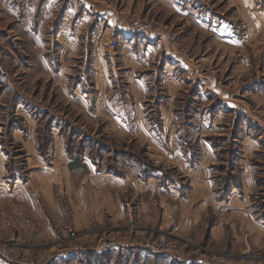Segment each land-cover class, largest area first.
Masks as SVG:
<instances>
[{"label": "rangeland", "instance_id": "obj_1", "mask_svg": "<svg viewBox=\"0 0 264 264\" xmlns=\"http://www.w3.org/2000/svg\"><path fill=\"white\" fill-rule=\"evenodd\" d=\"M197 7L238 30L229 39L222 30L194 29L186 12ZM241 7L232 0H0L5 176L24 185L26 168L42 160V173L29 179L44 190L38 199L59 238L27 235L14 218L19 208L0 204V218L12 213L10 229L0 228V254L10 253L1 261L55 264L62 249L108 239L124 240L130 253L107 264H152L131 258L139 248L176 262L264 264V29L254 33ZM183 53L203 54V66L194 56L185 66ZM174 80H185L184 89L173 93ZM15 127L23 145L12 137ZM141 171L152 181H138ZM109 176L125 181L108 190L126 218L73 231L69 202L80 201L73 190H94L90 202ZM170 182L184 199L168 197ZM130 190L160 193L139 200ZM139 202L151 205L137 216ZM185 219L192 228L180 233L175 226ZM159 238L172 253H151Z\"/></svg>", "mask_w": 264, "mask_h": 264}, {"label": "crops", "instance_id": "obj_2", "mask_svg": "<svg viewBox=\"0 0 264 264\" xmlns=\"http://www.w3.org/2000/svg\"><path fill=\"white\" fill-rule=\"evenodd\" d=\"M236 5L237 1L243 6L242 11L244 9H248L246 13L247 18L251 19V23L249 22V26L254 29V33L260 32L264 29V2L263 4H260L259 6L255 7L252 5V3L255 0H232ZM247 4V5H246ZM246 6V7H245ZM207 10L205 7H197V10H189L186 12V16H189L190 18V23L192 27L196 30L202 31V32H207V31H212L213 33H219L221 30L224 32L226 36H229V39L236 33V29L238 30V26H236L235 22H231L230 20L220 17V14H216L214 10L210 11L208 14H205L202 12V10ZM238 10V9H237ZM251 10V11H250ZM248 33V32H247ZM167 51H170L173 54L174 47L167 46L166 48V53ZM177 53V52H176ZM183 56L182 61L185 66H191L193 63V56L197 59L196 64H200V62L204 61L203 57L204 55H199V54H181ZM186 62V63H185ZM193 65V64H192ZM194 66V65H193ZM203 65L200 64L198 66H195L197 68L202 67ZM170 86L173 88V93L175 92H180L182 89L185 87V80H174L171 81ZM172 93V92H170ZM19 115V114H17ZM8 123V122H7ZM11 123H13L11 121ZM16 125V124H15ZM16 129L19 128H13L12 131V137H14L15 142L18 141L23 145L26 142V139L23 137V133H21L20 129L16 131ZM241 142L245 139V143L247 140L246 137L240 138ZM249 142L255 143L253 140H250ZM253 151V150H252ZM35 154V153H34ZM36 155H39L38 152H36ZM239 155V154H238ZM26 162L29 161V155H26ZM40 163H37L36 165H31L26 170L31 169L29 172V177L26 180V183L24 185H21L17 187V183H11L10 181H7L6 176H5V162L4 158L0 154V204L3 205H10L12 206V213L13 212V206L19 208V213L16 215L14 218L16 222H20L22 231L24 233H27V235L31 232L34 234H44V235H50L54 239H59L58 237L55 238L56 233L55 229L53 227V224H49L50 221L46 218L45 213L43 212V209L41 207V204L38 199V195H42V191L44 190H33L31 187V180L29 179L30 177H35L38 176L40 173H42V168H43V162L41 159ZM237 162V160H236ZM81 165V164H80ZM68 172H71V169L68 167L67 169ZM181 173L184 175L182 177L186 178V174L184 172ZM96 175L99 174L98 172L95 173ZM150 172H139L137 176V180L140 182H149L150 180L152 181L151 175H149ZM181 174V175H182ZM153 176V175H152ZM93 176H90V179ZM40 181V183H43V180L41 181L40 177H37ZM187 179V178H186ZM107 181V188L106 190H97L94 195V200H90L91 196L90 193L93 192L94 190H73V194H77L80 196V201L77 200V202H69L70 207H71V212L69 214L70 218V224H71V229L74 231H82V230H88L92 223H97V224H102L104 222V219H108L107 216L111 217V220L113 219L116 220V223L124 221L126 218L125 212H124V206L123 203L121 202L118 194L116 193V203H113L114 196L113 193L108 190V188L113 189V187L121 188L125 186V181L123 179L115 178V177H107L105 179ZM104 181V182H105ZM166 188L168 190H165L168 194V197L172 200H182L184 199L182 196H180L179 191L176 190L178 187L174 186L173 182H170L167 184ZM172 188H171V187ZM158 187V186H157ZM173 188L175 190H173ZM195 190V189H194ZM67 191V192H66ZM70 190H64V193H67L69 195ZM121 192L123 191H128V190H119ZM133 194H135L137 197H139V200L142 199V195L146 193H151V195L160 193L158 190H130ZM94 194V193H93ZM113 198V200H111ZM71 199V198H70ZM92 201H95V204L92 203ZM190 202H193L192 200H188ZM186 202V201H184ZM182 203V202H181ZM202 205V202H200ZM110 205L112 206V209L115 210L114 214L109 213V208ZM151 204L150 203H145V202H139V207H138V214L137 216L140 215V213H146L144 211L145 208H149ZM160 207L162 208V203L159 202ZM203 206V205H202ZM208 206V205H207ZM205 206V208L207 207ZM98 207H101L98 208ZM21 210L24 211V214L21 212ZM55 210V209H54ZM12 213L4 215L0 218V228L2 229H10L11 223H12ZM111 215V216H110ZM115 218V219H114ZM61 219V218H60ZM132 220V219H131ZM161 221V220H160ZM186 221V222H185ZM184 223L182 226L178 225L175 226V230H180V233L187 232L190 228H192L191 224L189 223L190 221L188 219H185ZM36 222V223H34ZM162 222L164 223V219L162 217ZM41 224V229L40 231L42 233H39V231L36 229V226H39ZM162 224V223H161ZM218 231V227H216L213 231H211L210 235H213V237H216ZM218 237V235H217ZM30 240H33L32 238ZM103 240V239H101ZM32 242V241H31ZM218 242V241H216ZM124 242V240L121 241H110L108 239H104L101 241L99 244H97L94 248L87 247L85 248H69V249H62L57 254L54 256L57 258L58 262H55V264H63L62 262L70 261L69 264H76L80 262V260H84L85 264H96L94 263V260H100L101 263L104 262L105 264L108 263L109 259L111 258H124L126 255L125 252L130 251H125V249L128 248ZM132 247V246H131ZM25 251V250H24ZM133 254V255H132ZM124 255V256H123ZM131 258H136V261H145L146 259L152 261V264H157L158 262H162V264H204V261L202 259H194L191 261H184L180 260L179 262H176L173 259H167L165 260V257H159V258H153L149 256L143 248H139L137 250H131ZM104 260V261H103ZM0 264H25L24 262H7V261H1ZM99 264V262H98Z\"/></svg>", "mask_w": 264, "mask_h": 264}, {"label": "built area", "instance_id": "obj_3", "mask_svg": "<svg viewBox=\"0 0 264 264\" xmlns=\"http://www.w3.org/2000/svg\"><path fill=\"white\" fill-rule=\"evenodd\" d=\"M148 247L153 255H168L172 253L163 238L157 239L151 245H148ZM9 254L10 253L0 254V258L8 260V257L10 256Z\"/></svg>", "mask_w": 264, "mask_h": 264}]
</instances>
